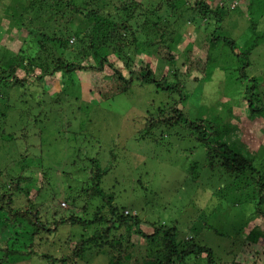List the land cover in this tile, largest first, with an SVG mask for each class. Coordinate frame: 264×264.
<instances>
[{"label":"rangeland","instance_id":"1","mask_svg":"<svg viewBox=\"0 0 264 264\" xmlns=\"http://www.w3.org/2000/svg\"><path fill=\"white\" fill-rule=\"evenodd\" d=\"M30 1L0 0V68L29 62L35 69L28 75L25 97L21 98L24 91L17 89L9 97V105H15L18 113L12 110L4 120L3 128L13 133V139L0 141L2 175L12 180L33 175L43 184L42 174L46 173V185L36 196L34 208H39L41 215L47 212L44 215L48 217L56 211L59 216L75 212L91 218L99 199L92 200L91 207L82 211L86 168L91 167L93 158L98 160L93 165L106 167L112 154V168L100 187L114 195V204L121 211L139 216L144 232L152 230L150 224H175L179 235L193 237L221 262L231 261L228 252L238 249L233 255L235 262L264 264V218L250 201L257 198L251 182L227 177L216 159L210 167L206 151L184 124L172 129L161 127L149 137L140 138L145 117L178 100L177 92L135 83L124 93L108 68L102 72H77L70 79L57 73L53 78L46 77L41 86L38 84L35 76L59 57L57 47L50 41L53 35L60 37L80 29L81 39L88 44L84 37L97 28L84 25L82 14L69 12L68 7H84V13L103 8L111 0H42V4L29 6ZM136 1L141 3V10H136L130 27L138 33L125 50L127 67L140 66V61L146 60L156 79L165 77L168 84L179 82L186 97L180 108L186 117L220 119L218 125L230 131L220 140L234 152L252 157L264 174V117L249 115L244 100L249 88L250 95H256L255 105H264V0H209L211 9L222 6L221 21L214 16L194 17L188 10L179 18L176 15L180 11H170L164 4L166 0ZM185 2L184 6H191L194 0ZM162 3L159 18L155 8ZM26 6L29 8L25 11ZM213 37L233 40L234 51L222 41H213ZM171 40V49L177 54L174 69L154 54L157 45ZM189 47L193 57L203 59L207 51L210 53L212 61L204 75L196 71L191 75L182 73L183 53ZM81 55L87 57L82 60ZM64 57L74 62L77 58L83 66H94L86 45L77 44L73 38ZM116 59L111 57L120 66L122 63ZM16 76L23 78L24 72L18 70ZM253 78L256 81L251 84ZM36 103L42 107L29 113V105ZM76 196V207L69 208L71 197ZM260 209L264 213V203ZM5 218L0 213V242L23 246L20 239L26 227L12 229ZM254 228L260 232L256 244L246 239ZM92 230L89 228L86 235L90 236ZM80 232V227L63 226L54 236L37 237L35 255L16 258L17 264H45L42 253L56 257L65 253L67 235L76 238ZM132 242L134 252L143 254L144 241L133 236ZM108 261L105 252L88 250L76 264ZM198 261L196 264H203Z\"/></svg>","mask_w":264,"mask_h":264},{"label":"trees","instance_id":"2","mask_svg":"<svg viewBox=\"0 0 264 264\" xmlns=\"http://www.w3.org/2000/svg\"><path fill=\"white\" fill-rule=\"evenodd\" d=\"M184 1L166 0L164 4H167L170 11L175 8L176 11H180V14L176 15L179 18L188 10L194 17L200 16L202 19H207L214 16L219 18L218 21H221L223 11L220 9L222 6L219 10L218 7L211 9L209 0H194L191 6H184L187 4ZM37 3L42 4V0H31L29 6ZM29 6L24 7V10L26 11ZM66 6L68 7L67 4ZM162 6L163 3L156 6L155 10L158 11V14L153 12L159 18ZM140 7L141 3L136 0H111L103 8L89 9L84 13L82 12L84 7H68L67 10L69 12L82 14L84 25L93 24L97 28L84 37L87 39L88 44H85L81 39L80 29H77L76 33L68 31L70 34L65 33L60 37L53 35L50 41L57 47L56 50L59 53V57H55L51 65H46L42 74L35 76L39 82L38 84L41 86V82L46 77L53 78L57 73L70 79L77 72H102L105 68H108L111 75L117 79V83L124 93H127L135 83L144 86L152 84L158 90H174V92L179 94V99L169 105L159 107L155 113L147 115L144 119L143 129L139 132L140 138L149 137L153 131L161 127L172 129L184 124L206 151L210 167H213L216 159L219 162L218 167L224 171L227 177L234 178L237 181L247 180V183L251 182L250 185L254 186L257 198L254 199L252 197L250 201L256 204V212L264 218V213L260 209L264 203V174L257 169L252 157L234 152L226 143L221 141L230 131L227 132V127L218 125L220 119L215 118L210 121L202 119L189 120L180 108V104L186 97L182 93L183 88L179 82L168 84L165 77L156 79L154 71L151 70L146 60L140 61V66L132 64V66L127 67L125 50L130 44L135 42V35L138 33L131 29L130 21L135 16L136 10H141L139 9ZM146 11L143 9L142 14H145ZM153 13L151 12L152 15H154ZM114 17L117 20H114ZM194 17L191 19L194 20ZM254 26H256V23H254ZM71 38L75 39L76 43L81 44V46L86 45L94 66H83L77 58H75L76 62H74L64 57V53L69 48ZM215 39L222 41L224 45L228 48L230 47L232 52L234 51L233 40L224 37H213V41ZM172 43L173 41L171 40L169 44L157 45L154 54L162 62L174 69L177 54L171 49L170 44ZM253 43L254 39H252V46L254 45ZM40 47H43L42 43ZM191 51L192 49L189 47L183 53L185 69L182 73L191 75L196 71L204 75L209 63L212 61L210 53L207 51L202 59L199 56L193 57ZM112 56H116V60H119L122 64L120 66L116 65L114 60L111 61ZM86 57L87 55H81L82 60ZM18 70L24 72L23 78L16 76ZM34 70L29 62L17 67L9 65L6 68H0V141L6 140L9 142L13 139V133H6L3 128L4 120L7 118L8 113L12 110L17 111L15 105H9L11 92L15 89L22 90L24 92H22L21 98L25 97V93H27L25 92V90L27 91L26 81L29 79L28 75L34 73ZM241 78L246 79L245 76ZM255 81L256 78L250 79L251 84ZM252 87L254 88V85ZM245 94L247 96L244 97V100H246L249 115L264 117V105H255L253 98L256 95H250L249 88ZM30 95H32L31 92ZM40 106L39 103L29 105V113L40 109ZM228 114L232 116L231 112H228ZM2 150L3 147L0 142V151ZM109 156L110 160L106 167L101 168L97 163L93 165L92 163L98 162L97 159L93 158L92 160L90 159V162L92 161L91 167L86 168L87 183L81 189L85 198V202L81 207L82 211L86 212L89 206L91 207L92 200L99 199L91 218H86L84 215L80 216L81 214L75 212H71L68 216H59L56 211L51 212L49 217L44 215L47 212L41 215V210L34 208L33 202L36 196L38 197L42 192L43 185H46V173L42 174L45 177L43 178L45 182L42 184V180L35 178L33 175L27 177L17 176V178L12 180L7 178V175H2L0 170V213L5 215V220L12 226V229L18 230L23 227L27 229L26 231L24 230L22 239H20V241L25 243L22 244L23 246H13L14 242H0V264H17L16 258H29L35 255L33 248L36 238L44 235L54 236L63 226H70V228L80 227L81 232L77 233L76 238H72L69 234L67 235L65 238V243L67 244L65 253L57 257L48 252L42 253L40 256L45 261V264H76L88 250L94 253L105 252L109 260L108 264H196L198 259V262L203 264H239L233 260V255H236L235 252L238 249L234 253L228 252V255L232 257L231 261L221 262L214 257V253L210 248L200 245L193 237L179 235L175 224L158 226L150 224L152 230L144 232L141 229L139 216L135 213L125 215L124 211L126 210L121 211L114 204V195L106 193L100 187L102 178L110 171L113 165L114 156L112 154H109ZM0 160L2 161V159ZM19 198H21V202ZM76 199L77 196L71 197L72 204H68L69 208L74 209L76 207ZM66 202L68 203L69 201L66 200ZM238 202L239 200L235 204H238ZM89 228L93 229L90 236L86 235ZM259 235L260 232L254 228L249 232L246 239L250 243L256 244ZM133 236L138 237L139 242L141 240L144 241L143 254L134 252ZM132 254L136 256L133 257Z\"/></svg>","mask_w":264,"mask_h":264},{"label":"built area","instance_id":"3","mask_svg":"<svg viewBox=\"0 0 264 264\" xmlns=\"http://www.w3.org/2000/svg\"><path fill=\"white\" fill-rule=\"evenodd\" d=\"M124 214L127 215V214H129V213H128V211H124Z\"/></svg>","mask_w":264,"mask_h":264}]
</instances>
